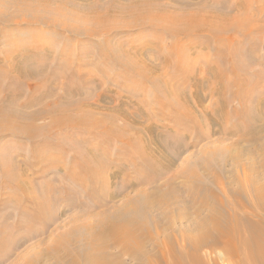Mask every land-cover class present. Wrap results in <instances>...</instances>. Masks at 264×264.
Returning a JSON list of instances; mask_svg holds the SVG:
<instances>
[{"label": "bare ground", "instance_id": "1", "mask_svg": "<svg viewBox=\"0 0 264 264\" xmlns=\"http://www.w3.org/2000/svg\"><path fill=\"white\" fill-rule=\"evenodd\" d=\"M29 1L31 0H0V21L7 26L11 23L16 25L23 22L40 23L43 21L33 19L38 13L37 11L35 13L36 8L38 10L43 8L50 14L52 9L49 7L54 8L59 5L58 8L65 10L71 2L70 0H33L31 3ZM177 1L179 3L174 7L163 3L162 0H133L130 3H116L105 10L96 9V11L90 6H83V13L72 16L68 13L60 14L61 10L57 12L54 8L56 20L44 22L61 26L77 35H96L94 33L98 31L109 34L115 29L151 26L162 31L158 39L156 38L157 42L163 40L161 38L164 29L165 35L169 34L173 39L179 35L206 34L204 37H207L208 41L203 44L206 48L209 40L214 38L218 49L217 51L214 49L216 52L213 63L204 65V72L210 75L207 77L210 83L208 85L210 97L216 95L218 100L211 105L214 113L211 115L206 111L207 116H205L208 120L213 118L214 122L220 123L228 120L233 114L240 116L230 130L224 126L220 128L221 134L234 135L235 140L226 146L215 145L213 148L210 144L204 146L193 159L194 161L189 162V167L185 163L186 166L169 177L166 176L165 180L164 171H169L175 165L179 150L184 148L183 144L177 149L178 142L175 145L164 142L163 136L155 132L158 130L153 125L150 132L146 129L152 136L149 139L138 133L141 130L136 129L134 133L138 137L127 139L128 150L123 151L122 148L120 149L121 146L117 148L119 162L114 164L116 168L112 172V176L115 177L122 173L125 175L128 167L137 170V177L129 179V185L126 184L137 187L136 182L139 183L140 186L136 188L135 193L125 197V200L116 207L113 206L112 210H94L92 221L86 223L83 221L81 222L83 225L71 227L66 232L53 237L51 241L44 242V246L34 255H21L15 264L40 263L41 260L50 264H128L126 257L133 261L142 260L144 264H264V84L263 89L257 87L264 82V53L258 57L251 55L252 51L247 46L250 41L248 37L260 38L264 23L259 13L257 15L248 11L250 2L246 0L238 4V9L244 8L241 14H233L230 6H223V0L219 2L199 0V4L193 8L189 4V1L193 0ZM10 7L16 10L19 7L21 9L19 13L23 16L9 13ZM23 7H25L24 11ZM32 8L35 9L33 12ZM28 13L31 16H25ZM118 14L127 15L126 20H123L125 22L121 21L122 25L119 22L117 24L115 20L121 17ZM73 16H79L87 23L92 22L94 27L73 25ZM262 39L264 42V37ZM109 44H104L105 49L101 51L102 54L149 80L156 92L162 95L160 98H166L178 109L180 114L174 115L176 116L174 122H181L185 118H189L191 122H201L200 116L192 115L187 108L192 104V95L185 91L179 93L173 88L171 81L162 76V73L153 75L158 68L147 64V55L135 50L129 51L130 55L126 57L119 49H112ZM188 45L197 48L198 44L193 42L192 46L190 42ZM159 48L158 45L161 56L159 58L163 59ZM14 55V59L9 57V61L5 57L8 62L0 59V73L12 75L11 85H16L17 82L19 84L13 85L9 91L0 88V138L9 134L31 140L33 155L44 164L43 168L37 171L38 174L42 176L51 172L50 165L56 163V167L66 168V180L70 184L77 185L82 192L89 191L86 202L85 194H81L85 198L80 204L84 210H90V205L96 208L101 204L105 206L106 193H110L107 199L111 202L124 190L119 187L118 191L116 189L106 192L112 180L105 181L103 173L112 165L104 160V154L99 146L87 145V135L103 136L106 133L110 140L104 139L103 142L110 147V150L117 142L123 146L128 129L133 127L140 118L139 115L146 117V113L139 112V115H136L134 111L117 107L109 108L110 112L106 113L101 110L104 108L101 103L76 101L73 99L75 95L84 92L83 81L76 86L65 84L62 86V94H59L56 83L59 73L53 74L51 78L41 77L42 66L28 68L29 65H26L31 61L26 59V53ZM166 61L173 64L170 59ZM183 62H185L184 58L179 68L174 63V70L177 68L181 77L193 80L197 67L186 69ZM67 66L64 68H68ZM82 74V70H74L71 76L74 79H81ZM40 78L42 79L38 80ZM37 80L41 82L37 83ZM206 82L207 80L202 77L195 80L197 88H204ZM31 83L34 84L31 98L27 102H21V108L15 107L20 91H23L22 85H31ZM231 91H233L232 95L229 94ZM105 95L107 94L102 93L100 98L106 100ZM50 97L56 98L50 100ZM205 98L206 95L198 96L200 101ZM232 101L240 104L233 110V114L229 109ZM37 105L41 106L25 110ZM217 113L219 116L215 121L214 115ZM117 114L127 120L122 126L117 122ZM42 118L48 120L41 124L38 120ZM193 130L192 128L189 131ZM78 133L82 134L81 137L74 139L73 135ZM198 133L197 138L205 134L202 129ZM54 139L73 150L74 160L70 165L63 164L60 156L63 153L58 147L53 152L55 158L47 155L49 146L47 144ZM38 140L42 143L38 144ZM186 145L187 143H184V146ZM6 147L7 145L3 144L0 148V175L3 174L7 183L13 184L11 185L13 188L26 193L30 200V208L22 207L23 215L20 218L28 220L29 215L31 219L42 220L44 225L48 226L52 218H47L45 212L53 205L51 195L52 200H57L53 194L57 189L50 185L52 179L47 183L45 180L36 182L28 175L29 173H26L20 159L6 155L8 153ZM131 150L136 151L137 155L132 154ZM220 152L225 155L218 158ZM211 159L213 162L217 160L216 170L212 167ZM124 161L130 164L127 165ZM228 162L231 163V168H227ZM191 166H194L193 169H188ZM239 169H242V172ZM144 170L154 171L155 176L149 177V174L148 177L143 176ZM180 177L182 179L178 182ZM52 178L57 180L56 176ZM68 187L65 192L67 197H71V188ZM4 214V217L0 216V218H5L7 214ZM176 218L185 222V228L178 235L179 237L175 236V233L172 234V231H165L164 228V238H160L163 236V220H167L169 224L170 221H176ZM152 220L155 221L154 226H156L154 232L151 226ZM19 222L21 225V221ZM78 227L83 229V235L78 234L80 229ZM0 233V246H2L1 237L5 236V231ZM60 250L63 252H59Z\"/></svg>", "mask_w": 264, "mask_h": 264}, {"label": "rangeland", "instance_id": "2", "mask_svg": "<svg viewBox=\"0 0 264 264\" xmlns=\"http://www.w3.org/2000/svg\"><path fill=\"white\" fill-rule=\"evenodd\" d=\"M32 1L33 0L29 2L31 3ZM70 1L72 3L70 2V4H68L67 6L68 8H66L65 10H61L60 7L58 8L59 5L54 6V8L56 9L57 12L58 10H61L59 11L60 14L68 13L71 14L70 16H72L83 13L84 11L83 6H87V7L90 6V8H93V10L95 11L96 9L105 10L108 6L116 5V3L117 4L127 3V2L130 3L133 0H70ZM162 1L163 3L169 4L173 7L175 5H178L179 3L177 0H162ZM212 1L219 2L222 0H212ZM240 1L242 0H228V1L223 0L222 2L224 4L223 6L226 5L230 6L231 11H233L232 12L233 14H241L244 8L240 7L241 10L238 9L239 8L238 4L241 3ZM246 2H250L248 11H251L250 13H256L257 15L259 13V17L262 18V22L264 23V18H263L264 0H253V1L246 0ZM189 4L190 7L193 8L199 4V0L189 1ZM49 8L52 9L50 14L48 11H46L43 8H39V10L37 8L36 10L33 8L31 9L32 12L34 10L35 13L36 11L38 12L35 16H33L34 17L33 19L43 21L40 23L29 24L23 22L17 25L16 23L13 24L11 23L9 24L10 26H7L6 23L0 21V59L8 62L10 58L14 59L15 56L14 54L26 53L27 55L26 59L27 60L30 59L29 61H31L26 66L29 65L28 68H39L40 66H42L43 73H41V77L44 76L46 78H51L53 77V74L59 73V75L56 78L57 80L56 83L58 84L57 92L59 94H62V90H63L62 86H64L65 84L68 83L70 85L76 86L79 82L83 81L85 83L84 86L86 90L84 89V92L81 93V95L80 94L75 95L73 99H76V101L79 102V100H84V102L90 104L101 103L105 108V109L102 108L101 110H104V112L106 113L110 112L109 108L111 107L122 108L126 111L128 110L134 111L136 115H139V112H143V113L145 112L146 117L148 116V118L150 119L146 117H141V115H139L140 120L137 118L138 120L135 122L133 127H131L130 130L128 129L127 136L125 137L126 140H123L124 145L122 146L120 142L114 143L111 150L110 147H108L103 142L104 139L110 140L106 133H104L103 136L87 135L88 137V142H86L88 143L87 145H90V147L99 146V149L101 148L100 151L103 152L104 154V160L108 162L109 165H112L111 167H108V169L105 170V172L103 173V178L105 181L112 180V183L110 184L109 187L110 190L108 189L106 192L108 191L111 192L112 190H116V189L118 191L119 187H121L122 190H124L123 192L115 196L116 198H114L111 202L109 199H107L110 193L108 194L106 193V195H104L105 206H102V204L101 205L98 204L99 208H96L90 205L89 206L90 210L87 209L88 211L84 210L80 204L82 202L81 200H84L85 198L86 199L84 201L85 202L88 201L87 196H89L90 194L89 191L84 190L82 192L77 185L70 184V182L66 180V175H67L66 168L56 167L57 165L56 163L51 164L50 168H52L51 169L52 171L47 172L41 176V174L40 173L38 174L37 171L41 170L44 164L43 162L42 163L39 162V160L36 159V156L33 155L32 152L33 143L31 142V140L16 137L14 135H9V134L8 136L4 135V138L1 137L0 148L2 147L3 144L7 145L8 148L7 147L6 148L8 149L7 150L8 153L6 155L9 156L12 155L15 158L20 159V162L24 167V169L26 170V173L27 174L29 173L28 175L32 177L36 182L45 180V182L47 183L50 179H52L50 185L52 184L51 186H55L57 189V192L53 193L55 198H57V200H52L53 196L51 195L50 199L51 201H53V205L50 210H47L45 212L47 218L48 217L52 218V222L49 223L48 226H45L42 220H37V218L31 219L29 215L27 218L28 220L26 219L22 220V218H20L23 215L22 207L24 208L29 207L30 205L29 204L30 200L28 198L29 196H27L26 193L24 194L23 191H18L17 189H15V187L13 188L12 187L13 184H10V182L7 183V179H5L4 175L3 174L0 175V191H1L0 216L4 217L3 213L7 214L5 218H0L1 220H3L2 222L0 220V232H2L3 230L5 231V236L1 237L2 246H0V249L2 250H0V264H15L19 260L21 255H25V254L34 255L35 252L39 250V248L44 246L45 244L44 242L51 241L53 237L66 232L71 227L81 226L82 224L81 222L83 221L84 223L92 221V217H93L92 214H95V211L104 210V209L112 210L113 209L112 207L113 206L116 207V205L121 204L125 200V197L134 194L136 188L140 186V184L134 181L136 182L137 187H134L133 184L131 186H127V185H129L128 183L129 179L132 178L134 179L137 177L138 174L137 170H135L133 167H128V169L125 171L126 176L122 173L121 175L115 177L112 176V172L115 171L116 168V167L114 168V164L119 162L117 160V155H118L117 148L121 146L120 149L122 148L123 151L128 150L127 149L128 145L126 144L127 139L129 138L134 139L135 137H138V135L134 133L136 129L141 130L138 131V133L145 135V138L149 139L152 137L149 133L150 128L154 126L158 130V132L157 131L155 132L158 133L159 136H163L164 142L170 145L171 144L175 145L178 142L179 146L177 149H180L179 147L183 144L184 148L181 151L179 150V154H177L178 156L176 158L175 165L172 167L173 169L171 168L169 171L168 170L164 171L165 174L163 173L164 174L163 176L169 177V175L176 173V171L186 166V164L189 167L190 165L189 162L192 163L191 160L197 157L198 153L204 146L210 144L211 148H213L215 145L217 146L230 145L232 141L235 140L236 136L231 135L229 133L221 134L220 128L224 126L230 130L233 124L235 125V123L240 118V116L233 114V110L240 106V104L237 101H232V103H230L229 109L230 111L232 110L231 114H233V116L231 115L228 118V120H226L225 122L223 123L214 122L213 118L211 120H208L206 118L207 116L206 111L210 112V114L212 115L214 111L212 109L213 106L211 105L215 104L218 100L216 95H214L213 98L210 97L211 94L210 92H208V85L210 83L208 82L207 79V77H210V75L209 74L207 75V73L204 72L205 70L204 65L207 63L210 64V62L213 63L215 52L218 49L217 45H215L214 43L215 42L214 38H211V40H209L208 48H206V46L203 45L204 43L206 44V42L208 41L207 37L206 38L204 37V35L206 34L204 35L195 34L191 36L179 35L177 38L173 39L170 37L169 34L165 35L164 33L165 29H164L162 33L163 38H161L163 40L157 42L156 38L158 39L162 31L159 29H155L151 26H146L143 28L132 27L129 29H115L109 34H104L98 31L94 33L96 35H90V34L77 35L74 34L73 32H70L69 30L63 29L61 26L59 27V26H54L52 23L49 24L45 23L46 21L53 22L56 20L55 19L56 16L54 15L56 12L55 10H53L54 8L51 7ZM23 9H25V7H23L22 10ZM19 10H21L19 7L18 10H16L14 7H10L9 13H11L12 15L17 14L18 16L22 17L23 15L19 13ZM71 10L73 11L74 14H72ZM29 15L31 16L30 13H28L25 16H29ZM118 15L121 17H117L116 19L115 18L113 19L117 21V24L120 23V25H122L123 23L121 21L126 20L125 18L127 17V15L125 14L124 16L122 14H118ZM73 19H74L72 20L73 25L75 24L79 27L88 26L92 28L93 25L92 22L87 23L83 21L79 16H73ZM263 37H264V30L262 31L260 38L254 36L248 37L250 38V41H249V45L247 46L249 47V50L252 51L251 55H257V57L260 56V54L263 55L264 53V42L262 39ZM227 38L230 39L229 37ZM196 41L198 43H196ZM190 42L191 45L193 44V42L194 44H198L197 48L190 47L188 45V43L190 44ZM7 43L10 44L12 43V44L7 45ZM107 43H110L109 45L112 47V49H119L122 52V54H124V56L126 57L130 55L129 51H135V50L141 53L142 55L143 54L147 55V64H152L156 66V68H158L157 72H155V74L153 73V75L157 76L160 73H162V76L169 79L173 84V88H176V90L179 93L185 91L186 93L192 95L191 97L192 104L190 102L191 106L189 105L187 108L190 109L189 111L192 113V115H196V116L199 115L200 116L199 119L201 122H197V121L191 122L189 118L182 119L183 121L181 122H177V121L174 122L176 119L175 118L176 116L174 115L180 114L178 112V109H176V107L171 102H168L166 98L163 97L160 98L161 94L160 93L158 94V92H156L154 85L149 80L144 79L140 74L133 72V70H130V68L122 66L121 63L112 60L110 57L104 56L101 51L105 49L104 44ZM147 45H149V47H147ZM158 45L160 47L159 49L161 55L163 56V59L159 58L161 56H159ZM5 57L8 58L7 59L8 61L5 60L6 59ZM33 58H35V60ZM82 58H84L85 61L82 60ZM182 58H184L185 60V62H183V66L186 69L197 67L195 73L196 75L193 78V80L192 78L185 79L181 77L177 68H176L177 71L174 70L173 64L176 63V65L179 68ZM166 59H170L173 62V64L167 62ZM22 62L23 60H21L20 63ZM73 62L76 64H74ZM67 65H69V67ZM65 66H67L68 68H64ZM258 66L261 65L258 64ZM254 68H256V66H254ZM74 70L83 71L81 79L72 78L71 75L73 74ZM11 76L3 72L0 73L1 89L3 90L7 89V91H9V89L12 88L13 85H15V84L11 85V81H10ZM201 77L205 78L207 82L204 84V88H197L195 84V80L196 78L199 79ZM41 79L42 78L38 80ZM38 80L36 82L40 83L41 81ZM75 81L77 82L75 83ZM263 84L264 82H261V84L257 85V87L263 89ZM16 85H19L18 82L16 83ZM22 87H23V91L22 90L20 91L19 100L17 101V104L15 106L17 108L22 107L21 102L24 101L27 102L28 99L31 98L34 84L32 83L31 85L23 84ZM16 88L18 89L19 86H17ZM260 89H258V91H260ZM232 92L233 91L229 92V94L232 95ZM22 93L23 95H21ZM102 93L107 94L105 95L107 96L106 100H104V98L103 99L100 98V95ZM59 94L56 93V95ZM202 95H206L205 100L203 101L198 100V96H202ZM54 98L56 97H50L49 99L55 100ZM41 105L39 106L37 105L34 107L32 106L25 110L28 111L31 109H35V107L39 108ZM181 111L182 109L180 110V112ZM113 112L114 111H112V113ZM218 114L219 113L214 115L215 121L219 116ZM117 117H118L117 122L118 124H120V126L126 123L125 121L127 120L124 116L117 114ZM47 120L48 118L47 119L42 118L39 119L38 122L43 124ZM192 128L194 130L190 132L189 130ZM146 129L149 132L146 131ZM201 129L202 132H204L205 134H203L201 138H197V135L199 134L198 132L201 131ZM81 135L82 134L80 133L74 134L73 138L74 139L80 138ZM40 143H42L41 140H38V144ZM57 143L58 141H56V139L50 141L49 144L46 143L47 145H49L47 155L54 156L52 158H55L56 156L55 153L53 152L58 147V149L64 154V155L63 154L60 155L63 164H65L66 166L70 165V163L74 160L73 150H71L68 146L64 144H61L60 142L58 144ZM184 143L185 144L187 143V145L184 146ZM136 149L137 148H135V150ZM131 151L132 154H135V156L137 155L136 151L135 152L133 150ZM218 154H219L217 156L218 158L225 155L221 152ZM212 160L213 159H211L212 167L214 168V170H216V167L218 168L217 160L216 161L214 160V162ZM124 163L127 165L130 164L128 161H124ZM231 166H232L231 163L228 162L227 168H231ZM193 167L191 166V168L188 169L191 170L193 169ZM79 170H81V168ZM239 171L242 172V169H239ZM148 174L149 177L155 176L154 171H149V170L143 171V176L148 177ZM52 176H56L57 180H54ZM165 177L163 179L166 180L167 177L166 178ZM181 179L182 178L180 177L178 179V182H180ZM163 184H164V180H163ZM66 186L67 187L69 186L68 188H71V193H72L71 197H67L66 195L65 192V189L67 188ZM10 191H12L13 193ZM81 194L82 195L85 194V198H83ZM176 207H178L177 204ZM19 221H21L22 223L21 225H19L20 224ZM154 222L155 221L153 220L151 221L153 232L156 231L155 229L156 226H154L155 224ZM167 222H168L167 220H163V236H160V238L161 237L162 239L164 238V228L165 231H170V232L172 231L173 232L172 234L175 233L174 235L179 237L178 235L185 228V222L183 220H180L179 218H176V221H172V222L170 221L169 224ZM2 226L4 227L2 228ZM79 228L80 227H78V229ZM78 234L80 235L84 234L82 228L79 229ZM59 252H63V251L60 250ZM4 259L7 261H5ZM126 261L128 264H144L142 260L133 261L129 257H126ZM31 264H50V262L41 260L40 263L32 262Z\"/></svg>", "mask_w": 264, "mask_h": 264}]
</instances>
